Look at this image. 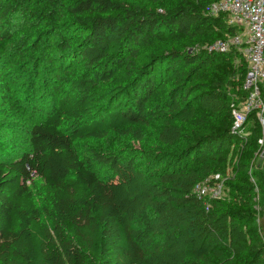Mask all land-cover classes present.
Returning <instances> with one entry per match:
<instances>
[{"label":"trees","instance_id":"obj_1","mask_svg":"<svg viewBox=\"0 0 264 264\" xmlns=\"http://www.w3.org/2000/svg\"><path fill=\"white\" fill-rule=\"evenodd\" d=\"M214 1L0 0V108L11 85L48 101L29 149L0 160V264H264L261 126L252 111L245 136L231 130L248 64L203 47L242 30ZM153 122L165 149L76 147L144 142ZM215 173L223 196L206 210L193 188Z\"/></svg>","mask_w":264,"mask_h":264},{"label":"built area","instance_id":"obj_2","mask_svg":"<svg viewBox=\"0 0 264 264\" xmlns=\"http://www.w3.org/2000/svg\"><path fill=\"white\" fill-rule=\"evenodd\" d=\"M225 14L227 22L242 28L232 36L219 38L207 45L208 51L227 52L238 49L248 64L242 83L246 95L238 103L231 102V130L245 136L244 124L250 112L254 111L260 123L262 136L258 139L261 153H264V0H217L209 6V14ZM224 176L215 173L197 183L194 195L203 202L205 209L211 200L223 196Z\"/></svg>","mask_w":264,"mask_h":264},{"label":"rangeland","instance_id":"obj_3","mask_svg":"<svg viewBox=\"0 0 264 264\" xmlns=\"http://www.w3.org/2000/svg\"><path fill=\"white\" fill-rule=\"evenodd\" d=\"M27 29L17 32L12 40L20 37ZM11 41L3 43V46H8ZM207 45L203 47L207 49ZM197 49V48H196ZM238 50V49H237ZM213 52V51H212ZM238 67V62H220L216 63V69L222 72H231ZM28 89H22V85H11V92L9 97V105L0 108V160L14 159L18 157L23 151L29 149V128L30 125L38 122L44 114V107H48V101H37L36 95L28 98ZM13 103V105H12ZM13 106V107H12ZM43 106L42 110L37 109ZM2 107V105H0ZM5 110V111H4ZM11 124V125H8ZM159 124L157 122L151 123L144 130V142H139L132 137H123L117 134H110L109 136L97 140H81L76 141V147L80 153H86L88 150L93 149L95 151H117L125 148H141L149 152H154L159 149H165V146H159L155 140L156 131ZM256 170L264 172V153H259V156L255 159L254 163L250 167L251 181L255 185V210L258 216L264 213V199H263V184H258L253 173ZM258 173V172H256ZM35 187L42 188V181L38 177H34Z\"/></svg>","mask_w":264,"mask_h":264}]
</instances>
